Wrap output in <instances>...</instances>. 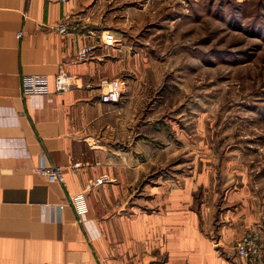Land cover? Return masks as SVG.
I'll return each mask as SVG.
<instances>
[{"label": "crops", "instance_id": "0c3cea01", "mask_svg": "<svg viewBox=\"0 0 264 264\" xmlns=\"http://www.w3.org/2000/svg\"><path fill=\"white\" fill-rule=\"evenodd\" d=\"M96 5L0 0V264H264V177L242 174L220 188L205 171L149 178L148 162L164 155L157 146L148 152V124H122L127 132L116 141V111L144 110L133 103L136 85L126 90L125 58L84 19L68 33L56 28ZM85 44L91 56L80 59ZM61 67L75 82L58 92ZM37 72L49 76V90L24 96L23 74ZM102 76L123 77L119 101L99 99ZM49 164L62 167L64 183L38 172ZM101 175L107 178L97 182ZM82 191L89 198L83 221L69 199ZM247 230L260 235L256 260L235 250Z\"/></svg>", "mask_w": 264, "mask_h": 264}, {"label": "rangeland", "instance_id": "374dc122", "mask_svg": "<svg viewBox=\"0 0 264 264\" xmlns=\"http://www.w3.org/2000/svg\"><path fill=\"white\" fill-rule=\"evenodd\" d=\"M91 11L75 23L114 30L126 90L136 85L144 108L116 111V141L122 124L142 121L148 152L164 155L148 162L149 178L205 171L220 188L264 177V0H97Z\"/></svg>", "mask_w": 264, "mask_h": 264}, {"label": "built area", "instance_id": "2783aa9c", "mask_svg": "<svg viewBox=\"0 0 264 264\" xmlns=\"http://www.w3.org/2000/svg\"><path fill=\"white\" fill-rule=\"evenodd\" d=\"M75 19L65 17L61 19L56 25L58 31L68 33L78 27L79 23L73 22ZM22 35V31L18 32ZM115 34L112 30H106L99 35V41L102 44H112L115 42ZM91 44H85L78 50V57L80 59H87L91 56ZM74 76L68 73L63 67L60 68L55 77V87L58 92H63L71 88L74 84ZM123 79L120 76H102L98 81L99 99L103 102L119 101L122 92ZM49 76L46 73H24L22 76V94L24 96L49 90ZM37 170L41 174L53 175L57 177L62 183L65 182V175L62 167L56 164L40 165ZM106 175H101L95 180L102 181L106 179ZM69 199L74 206L81 221L86 219L89 210V198L86 192L69 193ZM65 203H60L63 207ZM260 235L256 230L245 231L235 242L236 253L240 256L258 259L261 257V250L259 244Z\"/></svg>", "mask_w": 264, "mask_h": 264}]
</instances>
